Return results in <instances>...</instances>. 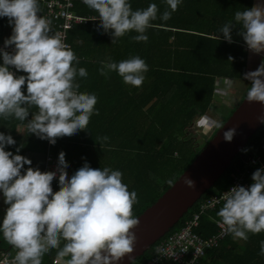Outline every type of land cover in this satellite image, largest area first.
Wrapping results in <instances>:
<instances>
[{"label":"clouds","instance_id":"1","mask_svg":"<svg viewBox=\"0 0 264 264\" xmlns=\"http://www.w3.org/2000/svg\"><path fill=\"white\" fill-rule=\"evenodd\" d=\"M82 2L98 13L97 30L110 34L112 44L133 31L137 35L131 37L132 41L147 43L145 33L160 13L155 3L133 10L129 0ZM165 3L167 7L159 19L168 21L182 0ZM41 11L39 0H0V18H7L11 27V35L0 48V118L26 122L29 134L55 145L57 138L87 130L90 118L99 115L95 107L98 97L79 91L77 77L87 78L88 72L77 67L79 57L60 33H53L52 21ZM237 26V35L247 49L254 54L264 53V2L258 0L253 7L236 11L234 19L220 28L229 44L234 42L232 32ZM9 47L11 52L6 50ZM100 63L98 71L106 79L115 72L126 85L137 88L143 85L149 70L138 55L118 63L109 57ZM244 79L251 82L247 101L264 105V60L254 71L246 72ZM225 83L223 94L228 95L233 82ZM32 108L36 111H30ZM258 122L264 124V114ZM198 123L224 127L222 122L207 117ZM235 134V127L224 131V141L231 142ZM97 140L103 145L109 137ZM15 145L11 134L0 132V194L7 206L0 233L15 250L12 264H43V257L53 249L65 264H119L126 255L132 264L129 254L137 239L133 229L140 223L133 215V206L139 200L137 192L129 191L122 182L123 173L110 167L93 168L85 159L83 166L69 176L63 151L58 154L54 171H41L32 166L31 159L19 154L22 146L16 147L15 153L6 150ZM57 176L59 190L54 191ZM251 180L250 185L233 186L220 197L223 205L216 213L218 223L234 240L247 241L249 234L264 232V168L256 169ZM167 183L172 185L174 181ZM184 183L195 187L190 178L186 177ZM259 254L264 256V240Z\"/></svg>","mask_w":264,"mask_h":264},{"label":"trees","instance_id":"2","mask_svg":"<svg viewBox=\"0 0 264 264\" xmlns=\"http://www.w3.org/2000/svg\"><path fill=\"white\" fill-rule=\"evenodd\" d=\"M255 1L182 0L171 19L163 21L159 15L167 7L165 0H129L133 10L146 8L151 3L160 9L157 20L152 22L154 26L145 33L149 39L147 43L132 41L131 37L137 35L134 31L115 44H112V38L100 39L106 50L120 49L118 55L106 54L102 58L87 54L97 47L98 39H93L99 24L98 13L82 0L77 1L76 13L90 20L68 32L69 42L80 59L77 67L88 72L87 78L77 77L79 91H86L87 86L96 94L95 107L99 115L90 118L87 130L57 138L53 147L47 140L29 134L28 130L20 134L18 129L26 126V122L0 118V132L11 134L16 140V145L6 150L15 153L16 147L22 146L19 154L31 159L32 166L41 171H45L50 149L56 162L58 154L65 152L69 176L83 166L85 159L93 168L110 167L121 171L122 182L128 185L129 191L137 192L139 203L133 206V215L137 217L172 187L202 151L197 150L194 131L199 120L215 104L218 80L244 77L249 53L245 51L243 38L237 35L239 26L233 29L234 42L231 44L223 39L219 30L234 19L236 11L253 7ZM39 3L42 13L43 1L39 0ZM51 28L53 33L57 32L55 26L51 25ZM10 35L7 18H0V43ZM137 55L149 66L146 79L139 88L126 85L115 72L106 79L98 71L100 62L109 57L118 63ZM229 56L233 58L231 61ZM24 91L26 94V87ZM101 136L109 137L103 145L97 140ZM246 149L248 151L236 158L218 184L198 200L167 236L180 229L197 212L201 202L228 190L237 178L244 177L245 182L252 183V173L264 168V126L250 139ZM168 180L174 183L169 185ZM53 190H59L58 183ZM222 205L203 213L200 226L196 228L199 235L210 238L220 233L216 213ZM262 240L264 232L249 234L247 241L234 240L229 234L221 240L219 247L210 249L199 264H264V256L259 254ZM0 243L3 249L13 252L14 249L1 238ZM158 244L133 264L153 259ZM57 259V250L53 249L43 257V264H58Z\"/></svg>","mask_w":264,"mask_h":264},{"label":"water","instance_id":"3","mask_svg":"<svg viewBox=\"0 0 264 264\" xmlns=\"http://www.w3.org/2000/svg\"><path fill=\"white\" fill-rule=\"evenodd\" d=\"M262 114L264 105L259 102L249 103L246 95L224 127L172 187L137 216L140 223L133 229L137 239L133 253L129 254L133 259L132 264L170 234L198 200L218 184L242 153L241 150L247 148L250 139L264 126L258 122V117ZM233 127L236 128L233 140L224 141L223 132ZM186 177L194 181V188H189L184 183ZM119 264L131 262L126 255Z\"/></svg>","mask_w":264,"mask_h":264},{"label":"built area","instance_id":"4","mask_svg":"<svg viewBox=\"0 0 264 264\" xmlns=\"http://www.w3.org/2000/svg\"><path fill=\"white\" fill-rule=\"evenodd\" d=\"M43 1V12L41 15L49 18L52 26L57 28V32L61 34L64 43L69 45V34L68 32L76 25L86 24L90 19L78 15L75 11L76 2L79 0H42ZM3 47V43H0V48ZM14 47V46H13ZM247 48V46H246ZM11 52L12 47L6 49ZM15 71L14 69H10ZM18 75V74H17ZM50 147H53L50 144ZM57 162L53 157L51 149L47 159L45 171H54L56 169ZM58 183V176L53 181V185ZM250 185L244 181V177L237 178L233 183V186ZM231 187L222 191L220 194H215L206 198L201 202L199 209L195 214L186 221V223L177 229L171 235L162 239L157 246V255L148 262L141 264H165L169 262L171 264H199L201 259L208 256V252L212 248L220 246L221 240L225 239L229 234L224 228L218 223L220 227V233L214 237L204 238L196 232V228L200 226L201 217L203 213L211 207L223 203L220 197L224 192H227ZM15 255L13 252L5 250L1 247L0 243V264H12Z\"/></svg>","mask_w":264,"mask_h":264},{"label":"rangeland","instance_id":"5","mask_svg":"<svg viewBox=\"0 0 264 264\" xmlns=\"http://www.w3.org/2000/svg\"><path fill=\"white\" fill-rule=\"evenodd\" d=\"M226 81L228 80H222V79L218 80L217 85H218V88L221 94L217 95L216 97L218 98L217 102L216 104H214L212 109H210L208 113H206V115L203 116V117L209 118L210 120H216L218 122H222L223 124H225L226 122L224 121L231 116L230 114L232 110L234 109L233 108L234 106H232V104L233 102H235L234 99L236 100V96H235L236 90L235 88L233 89V85L231 89H228V95L223 94L224 90L227 87L225 83ZM219 130L220 129H216L214 127L201 126L198 123L194 131L195 138L198 141L197 150H201V149L203 150L206 147V145H208L209 142L216 136ZM0 205H4V203H1ZM4 207L5 208L0 209V223H2L4 214H5V209L7 206L5 205ZM0 238L2 239L4 243H7V241L4 240L2 233H0ZM57 262H59L58 264H65V261L61 260L60 258L57 259Z\"/></svg>","mask_w":264,"mask_h":264},{"label":"crops","instance_id":"6","mask_svg":"<svg viewBox=\"0 0 264 264\" xmlns=\"http://www.w3.org/2000/svg\"><path fill=\"white\" fill-rule=\"evenodd\" d=\"M257 2H258V0L255 1V4ZM259 2H264V1H259ZM98 23H100V22H98ZM8 27H10V26L8 25ZM84 34L85 33L81 34L80 37L83 38ZM94 35H95L96 38H94L93 40L98 39L97 47H94L92 50L87 51L88 55H93L94 57L102 58L106 54L107 55H118L119 54V51H120L119 48L118 49H112V51L107 49L108 50L107 51L104 48L105 47L104 41L101 42V40L106 39L107 37H109V39H111L110 34L103 33V30L101 29L100 31L95 30V34ZM245 51H247L249 53L248 66H247V68L245 70V73H246L248 71H254L259 66L261 61L264 60V53L254 54V53L250 52L247 48H245ZM226 80H231L233 82L232 83L233 89L235 88V90H236L235 91L236 100L234 99L235 102H233V104H232V106L236 107L242 102V100L246 96L245 94H247V90L250 87L251 82L246 80V79H244V77L242 79H240V80H233V79H226ZM85 89H86L87 92L92 93L91 90L89 89V87L86 86ZM218 94H221L220 91H219V88H217L216 97H217ZM217 99L218 98L215 99L216 100L215 104L217 102ZM26 130H27L26 126H20L19 129H18L20 134H25ZM0 202L3 203L2 194H0ZM4 206L5 205H0V209L5 208Z\"/></svg>","mask_w":264,"mask_h":264}]
</instances>
